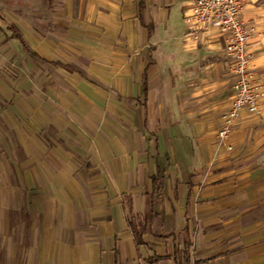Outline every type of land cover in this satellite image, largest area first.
Listing matches in <instances>:
<instances>
[{"label":"crops","instance_id":"1","mask_svg":"<svg viewBox=\"0 0 264 264\" xmlns=\"http://www.w3.org/2000/svg\"><path fill=\"white\" fill-rule=\"evenodd\" d=\"M185 5L52 0L38 26L7 16L0 264H180L184 250L264 264V0L242 13L259 112L230 128L236 77L220 40L187 35Z\"/></svg>","mask_w":264,"mask_h":264},{"label":"built area","instance_id":"2","mask_svg":"<svg viewBox=\"0 0 264 264\" xmlns=\"http://www.w3.org/2000/svg\"><path fill=\"white\" fill-rule=\"evenodd\" d=\"M257 0H186L183 22L192 39L205 35L222 43L220 53L236 79L232 84L231 106L226 115L228 128L242 112H259L260 85L251 72L247 48L253 29L242 18L244 8ZM228 129L219 133L223 137Z\"/></svg>","mask_w":264,"mask_h":264},{"label":"rangeland","instance_id":"3","mask_svg":"<svg viewBox=\"0 0 264 264\" xmlns=\"http://www.w3.org/2000/svg\"><path fill=\"white\" fill-rule=\"evenodd\" d=\"M52 0H0V30L10 23L8 17L20 18L24 21L34 22L36 26L40 19L48 14ZM13 25V24H12ZM15 34L18 30L13 25Z\"/></svg>","mask_w":264,"mask_h":264},{"label":"trees","instance_id":"4","mask_svg":"<svg viewBox=\"0 0 264 264\" xmlns=\"http://www.w3.org/2000/svg\"><path fill=\"white\" fill-rule=\"evenodd\" d=\"M138 7L141 8V1H139V6ZM7 28L9 30H12L15 33L14 27H13L12 24L7 23ZM157 181H158V183H156ZM160 181H161L160 179H158V180L157 179H154V184L153 185H154V189L155 190L160 191V188H161V182ZM138 241L140 242L139 239H138ZM179 255H180V262H179L180 264H188L189 263V257H188V254H187V251L186 250L181 251L179 253Z\"/></svg>","mask_w":264,"mask_h":264}]
</instances>
